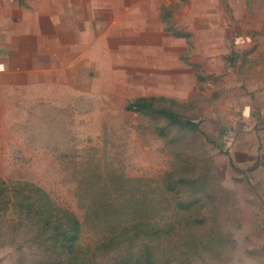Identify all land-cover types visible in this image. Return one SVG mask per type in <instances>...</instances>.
I'll return each instance as SVG.
<instances>
[{
    "label": "rangeland",
    "instance_id": "rangeland-1",
    "mask_svg": "<svg viewBox=\"0 0 264 264\" xmlns=\"http://www.w3.org/2000/svg\"><path fill=\"white\" fill-rule=\"evenodd\" d=\"M0 53V187L74 213L83 247L114 210L180 250L194 229L154 264H264V0H0ZM14 208L0 264H33Z\"/></svg>",
    "mask_w": 264,
    "mask_h": 264
},
{
    "label": "trees",
    "instance_id": "trees-1",
    "mask_svg": "<svg viewBox=\"0 0 264 264\" xmlns=\"http://www.w3.org/2000/svg\"><path fill=\"white\" fill-rule=\"evenodd\" d=\"M48 201L49 207L41 209L36 207L37 202L30 196L19 195L16 188L0 187V233L9 228L14 236L19 235L18 229L9 223L13 211L3 210V206L11 202L16 206L14 215L32 218V223L36 225V232L32 230L29 238L34 244V256L37 259L33 264H104L105 258L109 259L106 264H154L153 245L161 240V236L171 238L169 246L164 245L168 247L164 252L167 255L162 256L167 263L183 256L184 247H187L185 255L188 251L190 254L196 251L193 247L198 236L194 229L186 230L184 236L188 242L180 250L176 246L178 242H171L177 237L173 225L151 223L152 219L143 217L118 225L117 221L121 220L115 219L119 213L114 210L97 212L99 217L96 219H100L98 222L106 218L111 222L108 228H102L99 224L98 233L101 237L94 244L83 247L80 243L83 223L70 211H63L61 219L55 206L50 205L51 200ZM85 213L87 220L91 212L87 209ZM199 237L206 243H210L212 239L204 234Z\"/></svg>",
    "mask_w": 264,
    "mask_h": 264
},
{
    "label": "crops",
    "instance_id": "crops-1",
    "mask_svg": "<svg viewBox=\"0 0 264 264\" xmlns=\"http://www.w3.org/2000/svg\"><path fill=\"white\" fill-rule=\"evenodd\" d=\"M3 59H4V54L0 53V65L2 66L0 72H4L5 71V64L2 63Z\"/></svg>",
    "mask_w": 264,
    "mask_h": 264
}]
</instances>
